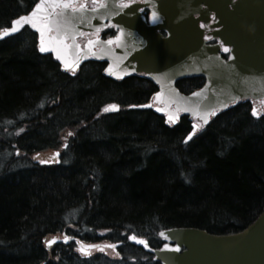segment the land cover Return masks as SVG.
<instances>
[{"label": "trees", "instance_id": "16d2710c", "mask_svg": "<svg viewBox=\"0 0 264 264\" xmlns=\"http://www.w3.org/2000/svg\"><path fill=\"white\" fill-rule=\"evenodd\" d=\"M37 1L0 0V29ZM140 86L59 71L27 27L0 39V264H160L128 234L158 247L159 230L233 233L264 210V110L254 117L240 101L186 142L187 116L171 125L130 107L148 92ZM109 104L119 107L102 111ZM62 232L122 243L115 256L79 257L73 242L47 249Z\"/></svg>", "mask_w": 264, "mask_h": 264}, {"label": "water", "instance_id": "95a60500", "mask_svg": "<svg viewBox=\"0 0 264 264\" xmlns=\"http://www.w3.org/2000/svg\"><path fill=\"white\" fill-rule=\"evenodd\" d=\"M106 1L103 7L93 8L95 10L85 7L83 10L74 12L71 8H58L56 12H62L63 15L53 16V21L61 25L66 24L67 27L57 29L53 23L51 30L54 33L50 35L51 30L46 33L51 44L44 52L39 50L40 32L37 28L28 24H24L23 27L28 26L36 33L40 54L49 53L62 66V69L74 71L75 66L71 68L64 66V63H69L70 59L65 53L63 37L60 34L73 32L77 35L81 29L100 26L105 20L110 19L114 12L116 17L119 16L118 13L129 14L126 11L129 8L123 9L117 6L115 0ZM161 2L168 6L162 5L160 8L173 9L175 19L172 25L176 26L175 35L182 31L192 36L190 42L185 43L181 48L179 44L175 47L172 45L166 61L164 63L159 61L157 69L153 71V73L158 72L157 75L153 74V82L158 84L157 93L160 94L159 97L154 98L157 106L153 110L162 114L166 123L175 124L180 115H187L197 117L202 125H206L213 112L216 114L239 100L248 99L252 102L264 99V0H239L230 13L222 7L219 8L217 14L220 18L219 23L223 26L222 36L226 44L230 45L227 60L219 56L216 48L206 46L196 37L198 27L192 18V13L188 10L190 8L193 10L194 6H196L194 10H197L198 0H161ZM32 8L21 15L28 14ZM43 22L42 20L41 23ZM10 26L11 22L8 27ZM23 27L0 39L17 34ZM54 48L60 51L63 60L57 57L56 51H53ZM123 65H125L124 60L117 54L110 60L111 71H107L106 75L114 78L123 77L124 73H129V71L121 70ZM138 69L137 64L132 67V70ZM187 73L202 76L204 82L200 88L183 94L175 87V82ZM147 105L150 107V104ZM205 114H207L206 122ZM170 115L174 117L173 121H169ZM193 125L197 124L192 123L190 132H193ZM57 155L56 152L55 156ZM157 235L162 240V244L157 248L150 247L143 238L140 239H143L147 246L130 240L128 237L135 236L133 234H129L126 240L152 254L153 259L160 264H264V210L252 223L233 233L214 234L195 227L179 226L160 230ZM58 240L56 238L54 242ZM89 245L81 246L93 248L87 247ZM108 245L116 246L119 243L106 246ZM165 245L168 247L165 248ZM86 252H88L87 249Z\"/></svg>", "mask_w": 264, "mask_h": 264}, {"label": "flooded vegetation", "instance_id": "af4514ba", "mask_svg": "<svg viewBox=\"0 0 264 264\" xmlns=\"http://www.w3.org/2000/svg\"><path fill=\"white\" fill-rule=\"evenodd\" d=\"M115 1L117 6L121 7L120 0ZM237 1L239 0H198V9L194 10L196 8L194 6L193 10L191 8L188 10L192 13V18L198 27L196 36L198 40L205 45L216 48L217 53L224 60L229 57L230 45L226 44L222 36L223 26L219 23L220 18L217 12L219 13V8L222 7L227 13H230L234 10ZM79 2L80 0H76L77 5ZM83 2L88 9L98 7L92 0H83ZM101 2L105 5L107 1L101 0ZM162 5L168 6V4H162L161 0H131L127 7H122L123 9L129 8L126 10L129 14L118 13L119 16L116 17L114 12L112 17L105 20L100 26L81 29L77 35H74L73 32L60 34L63 37L65 53L70 59L69 64L75 66L74 71L72 69H62V66L53 60L51 54L45 53L44 55L49 56L56 63L59 71L69 76L74 77L83 69L88 68L97 69L103 77L113 81L133 78V80L139 82L141 88L148 89L145 98L137 105L150 104L147 109L153 110L157 106L154 98L159 90L158 84L153 82V74L157 75L158 72L153 73V71L157 69L159 61L162 63L166 61L169 48L172 45L175 47L179 44L181 48L192 39L190 34L182 31L175 35L176 26L172 25L175 19L173 9L160 8ZM58 8L56 10H59ZM53 33V30H51L50 35ZM90 40L93 41L91 45L88 43ZM109 40H111V43L107 42ZM225 48L228 51H224ZM117 54L125 62L121 70L129 71V73H124L121 78L107 76V71H105L110 64V60ZM136 64L139 69L132 70V67ZM191 79H203V77L187 73L176 80L175 87L183 94L190 93L193 90L188 91L187 80ZM203 81L204 79L202 84ZM252 103L258 110L264 108V100ZM181 117L182 115L179 119ZM188 119L190 123L194 121L200 124L197 118L191 119L189 117Z\"/></svg>", "mask_w": 264, "mask_h": 264}, {"label": "snow or ice", "instance_id": "6c2138e0", "mask_svg": "<svg viewBox=\"0 0 264 264\" xmlns=\"http://www.w3.org/2000/svg\"><path fill=\"white\" fill-rule=\"evenodd\" d=\"M92 2L97 5L98 7H103V3L101 2V0H92ZM131 3V0H120V6L121 7H127L128 4ZM61 8V9H68L71 8L74 12L77 10H83L86 5L83 2V0H80L79 4L77 5L76 0H38V2H36L31 10V12H29L26 15H20L18 18L12 19L11 20V26L10 27H5L3 29H0V37L8 35L10 33H14L16 31H18L21 27H23L24 24H28L33 28H37V30L40 32V44H39V50L41 52L47 51L48 47L51 44V41L48 39V37L46 36V33L48 31L51 30L53 23H55L53 21V16H62L63 13H57L56 9L57 8ZM49 9H51V11H49ZM95 10V9H93ZM155 16V13L153 14ZM44 21L43 23H41V21ZM55 27L57 29H60L61 27H67V25H61L60 23H55ZM97 31H99V29H97ZM108 43H111V40L107 41ZM89 45H91L93 43V41H89L88 42ZM53 51H56L57 57L61 60H63V56L61 55L60 51L57 49H53ZM224 51H228L227 48L224 49ZM64 66L66 68H71L72 65L65 62ZM105 71H111V66H109V68L105 69ZM193 95H197V93H193ZM157 97L160 96L159 93L156 94ZM149 105H141L140 107H148ZM118 108V105L115 104H109L106 105L102 111H108V110H115ZM160 111H163V109H158ZM213 115L215 114L214 112L212 113ZM252 114L254 116L259 115V112L257 111V109L255 107L252 108ZM206 117L207 114H205V122H206ZM174 117L172 115L169 116V121H173ZM198 125H193V132L196 131ZM193 132H190L188 134L187 137H185V140L189 139L192 135ZM69 135H71V133H69ZM41 163H46L48 161H44L41 160ZM161 235H163V233H161ZM130 240H135L137 243H141V244H145V246H147L146 242L143 239L137 238L135 236H129L128 237ZM56 238H52L50 240L46 241L47 245H51L54 240ZM65 239H67V237H65ZM87 247H96L95 245H89ZM108 247L111 248H115V245H108ZM165 248L168 247V245L164 246ZM81 251L82 254H88L86 252V248L85 247H81L79 249ZM118 254V253H117Z\"/></svg>", "mask_w": 264, "mask_h": 264}, {"label": "bare ground", "instance_id": "6f19581e", "mask_svg": "<svg viewBox=\"0 0 264 264\" xmlns=\"http://www.w3.org/2000/svg\"><path fill=\"white\" fill-rule=\"evenodd\" d=\"M0 170H3V167H0ZM0 179H4V175L0 172Z\"/></svg>", "mask_w": 264, "mask_h": 264}, {"label": "rangeland", "instance_id": "374dc122", "mask_svg": "<svg viewBox=\"0 0 264 264\" xmlns=\"http://www.w3.org/2000/svg\"><path fill=\"white\" fill-rule=\"evenodd\" d=\"M1 157H2V156H1ZM40 159H41V158H40ZM107 252H108L109 254H111V250H109V251H107ZM89 256H91V255H89ZM89 256H88V257H89Z\"/></svg>", "mask_w": 264, "mask_h": 264}]
</instances>
